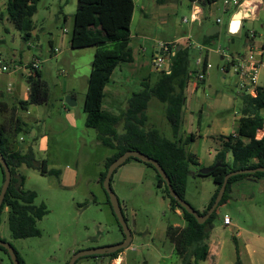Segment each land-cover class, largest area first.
I'll use <instances>...</instances> for the list:
<instances>
[{
  "label": "rangeland",
  "instance_id": "1",
  "mask_svg": "<svg viewBox=\"0 0 264 264\" xmlns=\"http://www.w3.org/2000/svg\"><path fill=\"white\" fill-rule=\"evenodd\" d=\"M133 2L131 60L119 62L108 81V86L114 87L120 99H123V95L126 99L127 90L138 91L143 82L153 85L159 77L160 73L151 66L152 54L158 43H170L178 30L183 35H189L195 43L202 41L203 44L205 28L215 25V18L219 16V32L211 39L214 43L204 41V46L211 50V72L218 76V83L223 77L218 70L222 60L215 49L242 54L244 50H241V45L249 37L255 45L262 46L264 52V0L258 4L257 19H245L238 34L228 32L227 22L231 12L224 14L220 11V0L210 12V6H204L207 20L201 27L182 21L184 16L189 18V0ZM2 3H6V0H0V6ZM76 4L77 0H36V11L32 17L37 37L28 41L29 50L23 43L21 33L8 21L6 14L3 20L0 19V54L5 53L6 61H18L20 54L25 52L38 55L41 77L46 80L49 89L44 103L29 105L27 109L18 107L17 112L12 108H0V128L7 137L11 151L25 153L31 148L37 162L45 159L48 168L58 170L56 173L40 174L37 169L25 164L17 168V174L24 177L20 189L34 191V203H44L47 209L46 214L36 221L39 230L37 236L13 238L8 229V208L4 207L0 212V239L13 246L24 264H68L79 251L113 245L123 240L108 196L99 182L103 163L111 155L112 149L102 145L96 131L86 127L84 122L86 113L83 99L95 46L72 48L67 39ZM139 44H142L144 51H138ZM53 47L58 50L51 53ZM193 50L191 67H194V57L197 56H193ZM25 71L28 73V70ZM10 81L8 74L0 73V99L6 98V87ZM258 83L261 84V80ZM70 95L78 97V104L73 108L65 101ZM120 99L116 108L108 114L120 116L123 113L127 102L123 100L119 107ZM154 104L155 107L152 106ZM164 108L156 97L150 98L146 112L148 115L150 109L151 117L146 127H151V121L155 119L153 125L161 134L173 139L171 127L164 117ZM16 125L21 129L17 134L14 131ZM119 127L122 128V124L117 127L118 132ZM14 137L16 141L13 143ZM3 180L0 166V189ZM156 182L154 169L132 158L117 167L111 176V189L132 234L129 246L121 250L116 260H122L121 264L179 262L165 228L167 224H184L181 211L178 214L169 207L168 198L163 195L162 188L156 186ZM214 190L211 175H189L184 198L196 210L202 211ZM246 193L248 198L245 200L236 199L217 207L209 230L210 239L206 243L208 251V245L211 247V255L197 264H264V245L244 235L247 232L244 230H250L264 236V191H260L256 183ZM225 216L231 219V225H223ZM234 225L241 230L242 238L236 236L238 228ZM111 261L108 256H84L78 258L76 264H111ZM0 264H12L1 248Z\"/></svg>",
  "mask_w": 264,
  "mask_h": 264
},
{
  "label": "trees",
  "instance_id": "2",
  "mask_svg": "<svg viewBox=\"0 0 264 264\" xmlns=\"http://www.w3.org/2000/svg\"><path fill=\"white\" fill-rule=\"evenodd\" d=\"M217 1L204 0V3L211 5ZM35 11L36 0H6L7 19L21 33L25 42L29 41L32 36L31 32L34 29L32 16ZM133 11V0H77L74 11L70 37L71 47L95 46L83 102V110L86 113L84 122L86 127L96 131L97 139L102 145L113 150V153L103 163L99 182L102 183L108 165L115 158L127 150H138L159 163L169 178L173 190L183 199H185L186 180L189 175H211L215 190L207 205L202 211L193 207L199 215H202L213 203L226 173L231 170L264 166V134L259 139L255 138L257 130H264V86L256 88L255 96L243 90L234 93L235 98L239 101L240 113L237 134L235 136H220L221 148L217 150L215 162L211 166L217 162L219 165L208 174H200L196 168L198 164L194 154L186 152L184 149L185 143L191 141L193 137L188 136L182 140L178 136L181 130L184 90L191 79L192 48L188 43L176 44V48L172 51L173 55L170 57L168 69L162 70L153 85L143 82L140 90L132 92L127 99L126 108L120 116L107 114L101 108L104 97L103 90L113 70L119 62L131 60L132 51L129 44ZM2 17L3 14H0V19ZM215 35L217 34L203 35L204 41L208 42ZM27 68L28 97L26 100H19L17 104L22 109H27L29 105L46 102L49 93L47 82L41 77L40 67L33 69L29 64ZM151 97H156L164 104V115L171 127L173 139L164 137L155 127H146L148 121L146 110ZM0 104L6 105L5 102H0ZM120 124L123 128L122 133L117 131ZM14 131L17 134L21 129L16 125ZM6 139L7 137L0 128V151L11 173L10 183L0 212L4 207L8 208L7 223L13 238L37 236L39 230L36 227V221L46 214L47 209L44 203H34L36 198L34 191L20 189L19 186L24 177L17 174V168L25 164L37 169L40 174L56 173L58 170L48 168L45 159L37 162L32 155L31 148H28L25 153L11 151ZM131 158L154 169L150 163L133 157L128 158L125 162ZM154 171L156 172L155 169ZM156 174V186L162 188V193L168 198L171 209L179 208L181 210V218L184 222L183 225L167 224L165 228L166 236L179 256L177 264H197L198 261L205 260L208 255L205 240L208 238L209 230L215 219L217 207L226 203L230 198L232 182L247 176L262 177L264 171L242 173L229 177L217 207L203 223H198L192 214L186 212L169 195L165 182L157 172ZM116 222L118 224L117 219ZM118 226L122 231L121 226L119 224ZM0 248L7 253L3 247L0 246ZM121 250L110 254L90 256H108L113 259ZM14 251L19 263L24 264L17 251L15 249ZM76 262L77 260L74 264Z\"/></svg>",
  "mask_w": 264,
  "mask_h": 264
},
{
  "label": "crops",
  "instance_id": "3",
  "mask_svg": "<svg viewBox=\"0 0 264 264\" xmlns=\"http://www.w3.org/2000/svg\"><path fill=\"white\" fill-rule=\"evenodd\" d=\"M241 2H242V5L240 8L232 7L231 9H229L228 11L224 13V14H227L231 12L230 14L231 16L228 18V22H227V29L230 34H236V33L238 34L239 31L241 30L242 23L245 19H249L251 21L257 19L258 4L260 3V0H241ZM216 3L217 2H215V4ZM204 6H207V4L204 3V0H195V2L192 0H189V15H190V12L194 10L200 16L199 21L198 20L194 22L187 21L189 24H196L199 27H201L206 22L207 13H206ZM208 6H210L209 12L211 8L217 7L216 5H208ZM134 11L132 14L131 24L133 20ZM238 11L241 12L239 24L236 30L231 31L230 22L233 18V15ZM5 13H6V3H2V5L0 6V14L4 15ZM64 19H66L65 16H64ZM2 20H1V24H2ZM32 22H33V17H32ZM187 22H184V23H187ZM215 25H218V23H216V20H215ZM215 25L211 24L207 26L205 28V32L209 30L208 28H210V31L213 32L212 35L217 34L219 32V29L216 30V28L213 27ZM33 26H34V29L31 32L32 33L31 39L34 37H37L35 35L34 23H33ZM72 28H73V24L70 30V35L67 38L68 44L70 47H71L70 37L72 33ZM3 29H6V28L3 27ZM63 32L67 34L66 29H63ZM205 32H204V35H206ZM212 35H208V36H212ZM188 36L189 35L181 34L177 30L171 42H175V45L185 44V43L189 44V42H191V39L188 38ZM133 37L134 36L130 33V42L132 41ZM211 42L214 43L213 40H211ZM253 42L254 41L251 40L249 37H246L243 45H241V50H244L243 53L247 51L249 47L247 45L249 44L251 45ZM23 43H25L26 48L29 50L28 41L27 42L23 41ZM199 44L203 46L202 63L200 65H196L195 57H194V67L190 66L191 79L189 80L188 85L186 86L184 90V97H183V102H182V107H181V130L178 135L182 140L186 139L188 136L193 137V139L189 141V143L188 142L185 143L184 149L186 152H190L194 154L195 159L198 164L196 168L209 167L215 162V154L217 150L221 148V144H222V140L220 139V136H228V135L235 136L237 134V129H238V118L240 117L239 102L235 98V95H234V93L239 90V87L237 85V77L230 71L226 73L220 72V74H222L223 76L222 77L223 80L221 79V82L218 83L217 82L218 76L216 75V73H212L211 68H208V69L206 68L207 63L211 65L210 63L211 50L204 46V37H203V44H202V41ZM130 48H131V45H130ZM138 48H139L138 49L139 52L144 51V48L142 49V44H139ZM191 48L194 49L193 56H196L195 54H197V51L195 50V48L193 47ZM55 49L56 51L58 50L57 47L51 48V53L56 52ZM215 52L219 54V57L222 60V62L219 64L220 66L226 64L228 55H232L234 57L238 55H243V53L241 54L238 52L234 54L229 53V52L225 53L220 48L215 49ZM155 53H156V47L154 48L152 55H155ZM263 55H264V52H263ZM33 57L39 58L38 55L31 54L30 52H25V53L20 54V58L18 61H12V60L6 61L5 53L0 54V60L3 63L13 62V64H16L19 66L18 69L15 70L14 72L12 71L2 72V73L8 74L11 81L10 83H8L6 87V91H7L6 98L0 99V102H5L6 104V105L0 104L1 109L12 108V109H15V112H17L18 101L27 99L28 81L26 77L28 73L26 71L24 72V70H28L27 65L30 64L29 62ZM153 70L159 73L162 72V71H157L154 68ZM260 75H261V78L259 79ZM158 78L159 77H157L156 80L152 84H154ZM259 80H261L262 82L261 84L258 83ZM108 85L109 84L107 83V85L104 87V90H103L104 97H103V101L101 105L102 110L103 111L105 110L106 111L105 113L107 114L108 112H112L116 108L117 104L119 103V99H120V94L115 93L114 87H110ZM258 86H264V69H261V71L259 72L257 87ZM132 92L133 91L130 92L129 90H127V93H126L127 95L125 99L126 102ZM0 96H1V93H0ZM70 96L71 97H67V98L71 103H73V105L71 106L73 108V106L75 107L78 104V97L74 95H70ZM124 97L125 95H123V99H120L121 102L119 104V107L122 106L123 104L122 101L124 100ZM9 102L11 103V105H9ZM83 102H84V99H83ZM152 106L155 107V104ZM149 108H151V105L149 106ZM150 111L151 110L149 109V113H148L149 122H150V117H151ZM164 112H165V108H164ZM154 123H156L155 119L154 121L153 120L151 121L152 127H155V125H153ZM122 132H123V128H120L119 133H122ZM263 134H264V131L262 130L258 131V136H262ZM14 141H16L15 137L13 139V143ZM112 153H113V150H112ZM256 183L258 184L260 191H264V176L262 177L247 176V177L235 180L231 184V191L229 193L230 198L227 200L226 203H229L230 201H233L236 199H240V200L247 199L248 195L246 191L253 189ZM213 192L211 193L209 198L212 196ZM179 210H180L179 208H175V211L178 214L180 213ZM224 218H228V217L225 216ZM228 219H229V224L227 225H225L222 220V223L224 226L231 225L232 223L231 219L230 218ZM236 228H238V232L236 233V236L238 238H242L241 230L239 229L238 226H236ZM244 231H247L251 235L249 236L247 232H244L245 233L244 235L246 237H248L249 239L255 242H260L264 245L263 235L259 233H255L250 230H244ZM235 238L236 237H234V239ZM209 239H210V236H208L205 242L207 243ZM208 246H209V251H208V255L206 259L211 255V251H210L211 247L210 245Z\"/></svg>",
  "mask_w": 264,
  "mask_h": 264
},
{
  "label": "water",
  "instance_id": "4",
  "mask_svg": "<svg viewBox=\"0 0 264 264\" xmlns=\"http://www.w3.org/2000/svg\"><path fill=\"white\" fill-rule=\"evenodd\" d=\"M241 16V12L238 11L233 15V18L230 22V30L234 31L236 30L238 24H239V19ZM216 28V30L219 29L218 25L213 26ZM209 30H207L205 32V34L208 35H212L213 32L210 31V28H208ZM169 64H167L166 69H168ZM66 103L69 106H72L73 103H71L68 98H66ZM133 157L139 160H142L144 162L150 163L154 169L156 170V172L158 173V175L162 178V180L165 182L169 195L188 213L192 214L195 219L197 220L198 223H203L210 215L211 213L214 211V209L217 207L220 199L222 198V195L225 191V186L227 183V180L229 177L233 176V175H237V174H242V173H254L256 171H264V166L262 167H255V168H246V169H238V170H231L228 173H226L223 177V181L221 183V186L219 187L217 194L213 200V203L211 204V206L208 208V210L202 214L199 215L196 210L193 208V206H191L185 199L179 197V195L173 190L171 184H170V180L167 177L165 171L163 170V168L159 165V163L149 157L148 155L138 151V150H127L125 152H123L122 154H120L117 158H115L107 167L106 169V173L105 176L102 180V186L108 196V200L110 202L112 211L118 221V224L121 226L122 232L124 234V238L121 242L117 243V244H113V245H107V246H102V247H98V248H93V249H88V250H82L79 251L77 253H75L68 264H74L75 261L80 258V257H84V256H90V255H103V254H110L113 252H116L120 249L126 248L129 246L131 239H132V234L131 231L126 223V220L124 218V215L121 211V208L119 206L118 203V199L116 197V195L114 194L113 190L111 189L110 186V179L111 176L114 172V170L119 167L121 164H123L128 158ZM219 163H215L213 166H209V167H202V168H198V172L200 174H208L209 172H211L216 166H218ZM0 166L3 170L4 173V180H3V185L0 189V207L1 204L3 202L5 193L7 191L8 185L10 183V179H11V173L9 170V166L6 163V160L3 156V154L0 151ZM0 246L3 247L8 255L9 258L12 262V264H20L18 259H17V255L14 251V248L11 246L10 243L5 242L3 240L0 239Z\"/></svg>",
  "mask_w": 264,
  "mask_h": 264
},
{
  "label": "built area",
  "instance_id": "5",
  "mask_svg": "<svg viewBox=\"0 0 264 264\" xmlns=\"http://www.w3.org/2000/svg\"><path fill=\"white\" fill-rule=\"evenodd\" d=\"M192 1L195 2V0ZM211 5H215V3H212ZM241 5V0H221L220 10L222 13H225L232 7L240 8ZM196 20L199 21L200 16L194 10L190 12L189 18L183 17L182 19L183 22H194ZM215 20L216 23L221 22L220 17H217ZM250 36L252 37V33H250ZM188 38H190V36H188ZM189 46L195 48V50L197 51L195 63L196 65H200L202 63L203 46L199 43H195L192 40L191 42H189ZM247 46L249 47L247 51L243 53V55H238L236 57L228 55L226 64L219 66L218 70L222 73H226L229 71L232 72L237 77V85L239 87V90H243L246 93L255 96L259 72L261 71V69H264L263 47L255 45L254 42L251 45L249 44ZM175 48V42L158 43L156 45V53L151 59L153 68L157 71L166 70V66L170 62V57L173 55L172 51ZM29 63L31 64V67L33 69H37L39 68L40 59L38 57H33ZM18 67L19 66L16 64L8 65L0 60V73L11 71L14 72L18 69ZM206 68H211V65L207 63ZM259 130H257L255 134L256 139H259L263 136H258ZM223 223L225 225L229 224V219L224 218ZM119 257L120 255L118 254L117 257L113 258L111 264H121L122 260H119L118 263L115 262Z\"/></svg>",
  "mask_w": 264,
  "mask_h": 264
},
{
  "label": "bare ground",
  "instance_id": "6",
  "mask_svg": "<svg viewBox=\"0 0 264 264\" xmlns=\"http://www.w3.org/2000/svg\"><path fill=\"white\" fill-rule=\"evenodd\" d=\"M117 260V259H116ZM116 263H118L117 261H115Z\"/></svg>",
  "mask_w": 264,
  "mask_h": 264
}]
</instances>
